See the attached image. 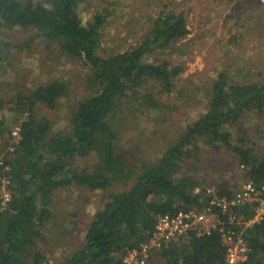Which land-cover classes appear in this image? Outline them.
Listing matches in <instances>:
<instances>
[{
	"label": "trees",
	"instance_id": "trees-1",
	"mask_svg": "<svg viewBox=\"0 0 264 264\" xmlns=\"http://www.w3.org/2000/svg\"><path fill=\"white\" fill-rule=\"evenodd\" d=\"M81 3L0 0V28L35 29L27 46L36 38L56 42L63 60L79 63L87 71L85 87L89 91L83 96L73 89L70 78L54 76L38 84L30 78L31 85L16 89L9 100L0 97V153L4 144L9 147L13 129L5 126L3 110L7 101L9 108L20 112L15 124L22 136L14 150L8 148L4 157L0 155V186L6 176L11 190L5 205L0 194V264H52L39 249L41 242L49 240L45 228L50 223L60 224L57 219L64 220L69 214L78 215L72 210L79 209L80 204V194L68 195L72 203H64L68 207L59 215L54 204L62 199L54 202L53 198L63 187L77 185L80 189L106 191L115 184L130 182L126 190L103 197L108 200L92 215L81 246L56 263L120 264L130 249L149 238L159 215L205 208L208 195L204 184L208 181L182 172L186 158L193 155L202 140L218 150L225 147L233 152L246 168L247 180L264 182V152L246 144L245 130L238 137L241 144L232 142L233 129L247 111L264 112V74L258 79L235 81L221 72L208 95L207 110L193 118L160 157L138 166L130 156L132 151L123 145L124 127L130 128L132 123V128H137L144 111L159 112L158 94L173 90L174 78L183 67L149 56L155 50H174L175 44L190 33L188 18L183 12L160 10L140 43L124 51L102 54L101 35L107 16L98 12L85 22L79 10ZM11 43H0V50L12 49ZM155 82L160 85L157 92L150 86ZM63 104L68 107L60 118L68 117L67 124L53 131V119L41 112L40 106L56 111ZM7 129L9 141L4 143ZM92 154V168L75 164L76 156ZM216 188L221 195L234 192L225 183ZM243 212L249 216L251 207ZM245 234L251 250L243 264H264V223L247 229ZM225 254L218 230L202 236L192 232L163 244L152 252L148 264L157 260L164 264H225Z\"/></svg>",
	"mask_w": 264,
	"mask_h": 264
},
{
	"label": "rangeland",
	"instance_id": "rangeland-1",
	"mask_svg": "<svg viewBox=\"0 0 264 264\" xmlns=\"http://www.w3.org/2000/svg\"><path fill=\"white\" fill-rule=\"evenodd\" d=\"M79 10L85 22L98 12L107 16L101 35L102 54L124 51L140 43L149 31L151 19L160 10L183 12L188 18L190 33L175 44L174 50H155L149 56L151 60L167 59L172 66L178 64L183 67L182 72L174 78L173 90L160 91L158 94L161 101L159 112L144 111L137 128L133 129L132 123L130 128L124 127L123 145L132 151L130 156L134 157L138 166L143 161H154L160 157L180 137L186 125L207 110L210 100L208 95L221 72L226 73L229 80L235 81L258 79L264 74L263 0H82ZM34 33L35 29L19 26L0 28L1 45L6 41L12 42V51L8 48L0 50V97L9 100L10 95H15L16 89L31 85L30 78L36 79L38 84L54 76L70 78L73 89L83 96L87 95V71L82 65L63 60L64 56L60 54L56 42L48 43L36 38L31 46H27L34 38ZM8 51L10 53L5 61ZM7 62L13 66H7ZM8 68L12 69L8 71ZM150 86L156 92L160 90L157 82ZM5 103V126L11 129L16 125L20 112L9 108V101ZM67 107L63 104L58 110L52 111L45 105L40 106L41 112L53 119V131L66 126L68 117H60ZM2 116L3 112H0V119ZM235 127L232 132L234 144H241L238 137L246 131V144L253 146L256 151L264 152V112L247 111ZM8 129L4 143L9 141ZM2 148L4 150L0 155L4 157L8 145L4 144ZM94 162L93 154L75 157V164L79 166L92 168ZM245 169L233 152L225 147L218 150L202 140L193 155L186 158L182 172L188 176L205 178L208 181V184H204L206 187H219L225 183L234 191L247 180ZM129 184H115L106 191L69 185L62 188L63 193H55L54 202L57 198L62 199L61 203H53L58 207L59 215L61 209L66 211L68 205L64 203L70 201L69 196L80 194V204L79 209L72 210L78 215L72 217L69 214L64 220L57 219L60 224L50 223L45 228L49 240L41 242L39 249L47 254L52 264L62 262L65 256L81 246L92 215L108 200L103 197L112 191L126 190L131 186ZM66 215L63 213L62 216ZM155 264H164V261L157 260Z\"/></svg>",
	"mask_w": 264,
	"mask_h": 264
},
{
	"label": "built area",
	"instance_id": "built-area-1",
	"mask_svg": "<svg viewBox=\"0 0 264 264\" xmlns=\"http://www.w3.org/2000/svg\"><path fill=\"white\" fill-rule=\"evenodd\" d=\"M21 138L20 127L15 125L8 148L14 150ZM206 192L208 200L202 210L193 208L181 210L174 215H159L149 238L139 247L130 249L120 264H147L152 252L160 249L163 244L180 236L191 235L192 232L202 236L216 230L220 232L225 246V264H243L251 250L246 230L264 223V182L245 180L231 195L219 194L216 186L207 187ZM0 194L2 204L5 205L11 198L6 176L1 180ZM247 206L251 207L249 216L243 212Z\"/></svg>",
	"mask_w": 264,
	"mask_h": 264
}]
</instances>
